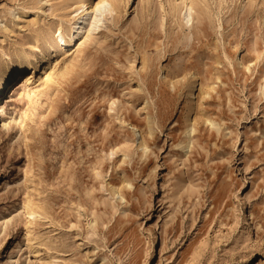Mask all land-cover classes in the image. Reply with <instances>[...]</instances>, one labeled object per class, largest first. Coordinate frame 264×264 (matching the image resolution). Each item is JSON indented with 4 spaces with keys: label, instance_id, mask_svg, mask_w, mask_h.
Returning a JSON list of instances; mask_svg holds the SVG:
<instances>
[{
    "label": "rangeland",
    "instance_id": "1",
    "mask_svg": "<svg viewBox=\"0 0 264 264\" xmlns=\"http://www.w3.org/2000/svg\"><path fill=\"white\" fill-rule=\"evenodd\" d=\"M176 1L124 0L65 71L76 2L0 0V77L39 65L0 117V264H264V0Z\"/></svg>",
    "mask_w": 264,
    "mask_h": 264
},
{
    "label": "bare ground",
    "instance_id": "2",
    "mask_svg": "<svg viewBox=\"0 0 264 264\" xmlns=\"http://www.w3.org/2000/svg\"><path fill=\"white\" fill-rule=\"evenodd\" d=\"M73 1L76 2L77 7L73 10L74 17H72V19L77 20V22L74 25L65 26V23L69 24L71 21L69 20V22H67L65 19L61 18L58 23L57 31L51 32L52 40L48 44V48L51 50L52 54L56 55L58 52H65L72 53V55L75 56V59L70 62L65 61V71L74 66L76 57L82 53L83 48L97 35L105 18L108 15L114 16V14L119 11L120 4L124 0H99L90 8H88L86 0ZM127 2L129 3L130 0H127ZM189 2L188 0H182L180 3L177 1L175 3L172 2L174 10L181 9L187 21L186 23L188 24L194 20L195 14L194 3L192 1ZM57 62L58 61L49 63V65L44 68L43 75L39 80L41 81V85L49 86L55 82V77L58 73L56 71ZM38 68L39 65L34 64L30 60L22 61L13 71H9L0 77V99L2 97L4 98L0 103V117L2 119L7 114V102L15 101L22 91L28 90L35 84V72ZM7 92L8 96L5 97ZM3 122V128L7 129L9 123L5 120ZM191 132H195L193 127ZM37 202L33 194H31L25 202L24 210L26 214L30 215V218L36 215L40 209ZM251 218L254 219L253 214H251Z\"/></svg>",
    "mask_w": 264,
    "mask_h": 264
}]
</instances>
